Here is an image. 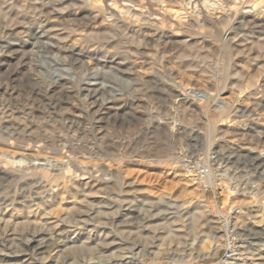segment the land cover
<instances>
[{"label":"rangeland","instance_id":"1","mask_svg":"<svg viewBox=\"0 0 264 264\" xmlns=\"http://www.w3.org/2000/svg\"><path fill=\"white\" fill-rule=\"evenodd\" d=\"M147 1L151 17L137 1L128 4L131 13L146 12L148 24L110 17L108 7L120 10L109 0L0 5V171L11 172L0 178V264H226L231 242L246 262L264 264V1L229 0L231 10L222 0ZM244 14L260 22L236 19ZM206 18L219 24L218 38ZM108 28L133 55L93 37ZM147 33L150 43L134 55ZM69 53L84 60L71 65ZM165 129L176 134L175 155L193 154L183 158L189 170L218 152L223 161L215 157L213 175L222 174L229 190L208 188L205 201L182 204V179L193 178L156 157ZM232 208L240 210L237 226L248 227L241 241L223 228ZM197 211L203 228L193 230ZM34 237L50 244L28 249Z\"/></svg>","mask_w":264,"mask_h":264},{"label":"bare ground","instance_id":"2","mask_svg":"<svg viewBox=\"0 0 264 264\" xmlns=\"http://www.w3.org/2000/svg\"><path fill=\"white\" fill-rule=\"evenodd\" d=\"M24 1V0H23ZM41 1V0H40ZM57 1V0H56ZM112 2V5L115 7V8H118L120 11H119V13H114V10H112L113 8L112 7H108V10H109V15H110V17H114V19H116L117 18V16H119V18L120 19H123V16L124 15H131L133 18H135V19H138L137 20V22H140V19L142 20V23L143 24H148V21H146V20H148V19H150V18H148V19H146L147 17H151V15H152V12H151V9H150V6H151V3H148V1L146 0V1H142V0H109V2ZM121 1H123V2H126V3H121ZM136 1L138 2V4H139V6L140 7H142V8H144V10L147 12H145L146 13V15H147V17L146 18H144L146 15H145V13H143L142 11L140 12V13H131L133 10L130 8V5L129 4H132V5H134V6H136ZM152 1V0H151ZM156 1V0H155ZM212 1H215V0H211L210 2H212ZM219 1V0H218ZM256 1H258V0H256ZM255 1V2H256ZM264 1V0H263ZM80 2V1H79ZM86 2V1H85ZM103 2V1H102ZM174 2H177V1H173V0H162V3H164L163 5H164V7H165V5H169V4H173ZM179 2V1H178ZM190 2H191V0H190ZM216 2V1H215ZM248 2V1H247ZM20 3V2H19ZM31 3V2H30ZM32 3H34V1L32 2ZM42 3V2H41ZM99 3V2H98ZM129 3V4H128ZM158 3V2H157ZM192 3H194V5H195V1L194 2H192ZM199 3V2H198ZM204 3V2H203ZM202 3V4H203ZM214 3V2H213ZM221 3V5H220V7H222V6H225L228 10H231L232 8V4H233V2L232 1H229V0H222V2H220ZM5 4H7L6 5V7L7 6H9L10 8H12V10H13V8H14V6H15V3H14V0H0V5L2 6H4ZM25 4V3H24ZM79 4H82V3H79ZM78 4V5H79ZM101 4V3H100ZM111 5V6H112ZM26 6V5H25ZM93 6V8H94V6L95 5H92ZM99 6V5H98ZM213 6V5H212ZM217 6V5H216ZM102 7V6H101ZM167 7V6H166ZM8 8V7H7ZM40 8V9H39ZM198 8V7H197ZM207 8V7H206ZM206 8H205V10H206ZM209 8H211V7H209ZM214 8V7H213ZM250 8H252V9H255V5H252ZM30 9V8H29ZM46 9V8H45ZM84 9V8H83ZM103 9V8H102ZM162 9H163V7H162ZM174 9V8H173ZM25 10V9H24ZM44 10V6L41 4L39 7H38V11H43ZM94 10V9H93ZM136 10V9H135ZM169 10V9H168ZM218 10V9H217ZM1 11V10H0ZM10 11V10H9ZM16 11V10H15ZM37 11V10H36ZM46 11V10H45ZM48 11V10H47ZM77 11V10H76ZM86 11V10H85ZM96 11V10H95ZM3 12V11H2ZM17 12V11H16ZM18 12H20V11H18ZM28 12V11H27ZM54 12V11H53ZM97 12V11H96ZM170 12V11H169ZM237 12V11H236ZM46 13V12H45ZM204 13H206V12H204ZM22 14H23V12H22ZM42 14H43V12H42ZM54 14V13H53ZM89 14V13H88ZM87 14V15H88ZM104 14H106V13H104ZM163 14H164V12H163ZM169 14V13H168ZM198 14V13H197ZM200 14V13H199ZM257 14V13H256ZM5 15L6 14H4V17H5ZM9 15V14H8ZM18 15H19V13H18ZM48 15V14H47ZM50 15H52V14H50ZM84 15V14H83ZM103 15V14H102ZM108 15V16H109ZM156 15H159L158 13H156ZM165 15V14H164ZM184 15V14H183ZM211 15V14H210ZM21 16V15H20ZM92 16V15H91ZM121 16V17H120ZM130 16V17H131ZM163 16V15H162ZM171 16V15H170ZM256 16V15H255ZM255 16L254 15H248V14H244V15H238L237 17H236V19L237 20H239V21H247L248 23H251V24H254V23H259L260 21L259 20H257L256 18H255ZM6 17H8V16H6ZM28 17V16H27ZM83 17H86V16H83ZM107 17V16H106ZM139 17H140V19H139ZM29 18V17H28ZM108 18V17H107ZM154 18V17H153ZM183 18V17H182ZM204 18V17H203ZM233 18V17H232ZM235 18V17H234ZM24 19V18H23ZM48 19V18H47ZM68 19V18H67ZM74 19V18H73ZM155 20H160V19H162V17H159V18H154ZM5 20V18L3 19V21ZM57 20V19H56ZM61 20V19H60ZM72 19L70 18V21H71ZM79 20H81V19H79ZM82 20H85V19H82ZM88 20H89V17H88ZM109 20H110V18H109ZM108 20V21H109ZM112 20V19H111ZM119 20V19H118ZM118 20H116V21H118ZM188 20V19H187ZM215 20V19H214ZM42 21V20H41ZM75 21H77V18H76V20ZM114 22H115V20H113ZM113 21H111V22H113ZM152 21V20H151ZM182 21V20H181ZM206 21L208 22V29H210L211 30V36L210 37H213L214 39H216V38H218V37H216L217 36V34H219L220 33V31H221V29L219 28V24L218 23H216L215 21H212L211 19H209V18H206ZM232 21H233V19H232ZM236 21V20H235ZM262 21V20H261ZM24 22V21H23ZM72 22V21H71ZM89 22V21H88ZM103 22V21H102ZM155 22V21H154ZM3 23V22H2ZM75 23V22H74ZM81 23V22H80ZM87 23V22H86ZM95 23V22H94ZM160 23V22H159ZM174 23H175V21H174ZM231 23V22H230ZM61 24V23H60ZM82 24H83V22H82ZM105 24V23H104ZM103 24V25H104ZM107 24V23H106ZM109 25H111L110 23H108ZM151 24H153L154 25V23H151ZM184 24V23H183ZM242 23L240 22V25H241ZM246 24V23H245ZM264 24V23H263ZM26 25H27V23H26ZM86 25V24H85ZM112 25H114V24H112ZM112 25H111V27H112ZM119 25V24H118ZM187 25V24H186ZM185 25V26H186ZM193 25H194V23H193ZM206 25V24H205ZM62 26V25H61ZM114 26H116V25H114ZM229 26V25H228ZM232 26V25H231ZM6 27V26H5ZM24 27V26H23ZM49 27H51V26H49ZM54 27V26H53ZM101 27V26H100ZM104 27V26H103ZM154 27V26H153ZM236 27H237V25H236ZM239 27V26H238ZM241 27V26H240ZM183 28V27H182ZM186 28V27H185ZM55 29V28H54ZM56 29H58V28H56ZM68 29V28H67ZM72 29V28H71ZM125 29V28H124ZM160 29V28H159ZM231 29V28H230ZM230 29H228V30H230ZM140 30V29H139ZM168 30V29H167ZM96 31V30H95ZM151 31V30H150ZM233 31V30H232ZM82 32V31H81ZM97 32V31H96ZM88 33V32H87ZM116 33V32H115ZM195 33V32H194ZM91 34H92V32H91ZM90 34V35H91ZM196 34V33H195ZM33 35V34H32ZM96 34H94L93 35V37H95L96 38V40H98L99 41V43L101 44V46L102 47H105V48H107V50L109 51V49L108 48H113V50L115 51H118V52H124V53H126V54H130L131 53V55H133L132 54V51L131 52H129V50H127V48H126V46H124V44L122 43V39L120 40V39H117V38H115L116 36H115V34L113 33V31L111 30V29H104V31H99V32H97V35L95 36ZM123 35V34H122ZM139 35V34H138ZM151 35H153V34H148L147 33V38H145V39H143L142 41H140L137 45H136V51H134L133 53H134V55H137L138 56V54H142L143 53V50H144V47H146V45H148V43H150V41H151ZM194 35V34H193ZM59 36V35H58ZM120 35H119V33H118V37H119ZM141 36V35H140ZM223 36V35H222ZM57 37V36H56ZM61 37V36H60ZM91 37H92V35H91ZM138 37V36H137ZM159 37V36H158ZM174 37V36H173ZM187 37V36H186ZM207 37V36H206ZM209 37V36H208ZM84 38V37H83ZM156 38V37H155ZM161 38V37H160ZM170 38V37H169ZM65 39V38H64ZM66 39H67V37H66ZM93 39V38H92ZM206 39V38H205ZM60 40V39H59ZM58 40V41H59ZM88 40V39H87ZM90 40V39H89ZM125 41H126V39H124ZM140 40H141V38H140ZM219 40H221V39H219ZM223 40V39H222ZM97 41V42H98ZM173 41V40H172ZM177 41V40H176ZM199 41V40H198ZM84 42H85V40H84ZM90 42V41H89ZM95 42L96 41H94V44H95ZM153 42V41H152ZM163 42V41H162ZM165 42V41H164ZM163 42V43H164ZM203 42V41H202ZM87 43V42H86ZM93 43V42H92ZM133 43V42H132ZM166 43V42H165ZM222 43V42H221ZM72 44V43H71ZM85 44V43H84ZM88 44H90V43H88ZM94 44H93V46H94ZM97 44V43H96ZM126 44V43H125ZM235 44V43H234ZM176 45V44H175ZM237 44H235V46H236ZM89 46V45H88ZM92 46V45H91ZM99 46V45H98ZM155 46V45H154ZM153 46V47H154ZM195 46V45H194ZM84 47V46H83ZM95 47H97V45L95 46ZM94 47V48H95ZM132 47V46H131ZM158 47V46H157ZM171 47V46H170ZM169 47V48H170ZM174 47V46H173ZM197 47H199V46H197ZM222 47V46H221ZM243 47V46H242ZM86 48H87V44H86ZM161 48H163V50H162V52H164L165 50H166V45L164 46V47H161ZM181 48V47H180ZM183 48V47H182ZM196 48V47H195ZM225 48V47H224ZM231 47L229 46V49H230ZM64 49V48H63ZM84 49H85V47H84ZM133 49V48H132ZM150 49V48H149ZM175 49V48H174ZM212 49V48H211ZM71 50V49H70ZM89 50V49H88ZM112 50V49H111ZM148 50V49H147ZM161 50V49H160ZM183 50V49H182ZM227 50V49H226ZM146 51V50H145ZM145 51H144V53H145ZM149 51H151V50H149ZM225 51V50H224ZM10 52V51H9ZM61 52H63V51H61ZM86 52V51H85ZM92 52V51H91ZM154 52V51H153ZM241 52V51H240ZM65 53V52H64ZM183 53V52H182ZM57 55H58V53H56ZM106 54H108V53H106ZM116 54V53H115ZM153 54V53H152ZM151 54V55H152ZM203 54V53H202ZM226 54H227V51H226ZM86 56H88L87 54H85ZM90 55H91V53H90ZM118 55V54H117ZM125 55V54H124ZM161 55H162V53H161ZM177 55V54H176ZM182 55V54H181ZM194 56H195V54H193ZM220 55H221V53H220ZM22 56V55H21ZM24 56V55H23ZM64 56H66V57H68V59H66L67 61L69 60L72 64L71 65H73V64H75L76 62L77 63H82L81 61L82 60H84V59H82V56L81 55H76V54H73V53H69V55L67 56L66 54L64 55ZM63 56V57H64ZM92 56V55H91ZM128 56V55H127ZM141 56V55H140ZM153 56V55H152ZM184 56V55H183ZM197 56V55H196ZM222 56V55H221ZM227 56V55H226ZM58 57V56H57ZM62 57V58H63ZM65 57V58H66ZM89 57V56H88ZM111 57V56H110ZM118 57V56H117ZM136 57V56H135ZM201 57V56H200ZM64 58V59H65ZM91 58V57H90ZM89 58V59H90ZM138 58V57H137ZM144 58V57H143ZM147 58H149V57H147ZM161 58V57H160ZM63 59V60H64ZM130 59V58H129ZM162 59V58H161ZM175 59V58H174ZM86 60V59H85ZM149 60V59H148ZM169 60V59H168ZM92 61V60H91ZM138 61V60H137ZM136 61V62H137ZM145 61V60H144ZM155 61V60H154ZM163 61V60H162ZM171 61V60H170ZM230 61H231V57H230ZM90 62V61H89ZM88 62V63H89ZM109 62H110V60H109ZM141 62H143L142 60H141ZM146 62V61H145ZM152 62V61H151ZM168 62V61H167ZM179 62H181V61H179ZM191 62V61H190ZM194 62H196V61H194ZM79 63V64H80ZM70 64V63H69ZM122 64V63H121ZM156 64V63H155ZM175 64V63H174ZM176 64H177V62H176ZM231 64V63H230ZM82 65V64H81ZM80 65V66H81ZM111 65V64H110ZM128 65V64H127ZM126 65V66H127ZM137 64L135 63V66H136ZM165 65H166V63H165ZM226 65L228 66V64L226 63ZM232 65V64H231ZM83 66V65H82ZM142 66V65H141ZM151 66H152V64H151ZM178 66V65H177ZM200 66V65H199ZM226 66V67H227ZM77 67V66H76ZM121 66L119 65V68H120ZM130 67V66H129ZM150 67V66H149ZM170 67V66H169ZM198 67V66H197ZM128 68V67H127ZM154 68V67H153ZM166 68V67H165ZM172 68V67H171ZM116 69H117V67H116ZM125 70H126V68H124ZM150 69H152V68H150ZM169 69V68H168ZM180 69V68H179ZM198 69H201V67L200 68H198ZM229 69V68H228ZM119 70V69H118ZM128 70H129V68H128ZM171 70V69H170ZM120 71H121V69H120ZM227 71V70H226ZM232 71H234V70H232ZM146 72V71H145ZM171 72V71H170ZM174 74V73H173ZM207 74V73H206ZM216 74L218 75V72H216ZM227 74V73H226ZM142 75V74H141ZM222 75V74H221ZM234 75V74H233ZM243 76V75H242ZM224 78V77H223ZM243 78V77H242ZM248 78V77H247ZM251 78H253V77H251ZM141 80H142V78H141ZM147 80V79H146ZM174 80V79H173ZM153 81H155V80H153ZM158 81V80H157ZM217 81V80H216ZM224 81V80H223ZM43 86V85H42ZM73 88V87H72ZM29 89V88H28ZM160 89V88H159ZM35 90H36V88H35ZM61 90V89H60ZM63 90V89H62ZM69 90V89H68ZM71 90V89H70ZM6 91V90H5ZM89 91V90H88ZM97 92V91H96ZM157 92V91H156ZM36 93V92H35ZM54 93V92H53ZM94 93V92H93ZM258 93V92H257ZM65 94V93H64ZM11 95V94H10ZM9 95V96H10ZM36 95V94H35ZM60 95V94H59ZM153 95V94H152ZM24 96V95H23ZM30 96V95H29ZM155 96V95H154ZM158 96V95H157ZM157 96H155L156 98H157ZM164 97V96H163ZM22 98V97H21ZM38 98V97H37ZM155 99V98H154ZM157 99H159V98H157ZM162 99H160V101H161ZM25 101V100H24ZM158 101V100H157ZM16 102V101H15ZM93 102V101H92ZM6 103V102H5ZM25 103V102H24ZM23 103V104H24ZM40 103V102H39ZM169 103V102H168ZM10 104V103H9ZM36 104V103H35ZM31 106V105H30ZM170 106V105H169ZM169 106H167V107H169ZM262 106V105H261ZM2 107V106H1ZM12 107V106H11ZM32 107V106H31ZM37 106H35V108H36ZM184 107V106H183ZM264 107V106H263ZM34 108V107H33ZM99 108V107H98ZM165 108V107H164ZM185 108V107H184ZM29 110H30V108H28ZM15 110V109H14ZM20 110V109H19ZM41 110V109H40ZM98 110H100V109H98ZM97 110V111H98ZM13 111V110H12ZM170 111V110H169ZM168 110H167V112H169ZM250 111V110H249ZM3 112V111H2ZM21 112H22V110H21ZM8 113H9V111H8ZM249 113V112H248ZM10 114V113H9ZM8 114V115H9ZM91 114V113H90ZM94 114V113H93ZM1 115V114H0ZM6 115H7V113H6ZM14 116V115H13ZM22 116V115H21ZM19 117V116H18ZM4 118V117H3ZM10 118V117H9ZM8 119V118H7ZM16 120H18V118L16 117L15 118ZM20 119V118H19ZM22 119V118H21ZM20 121V120H19ZM21 122V121H20ZM72 122V121H71ZM77 122V121H76ZM17 123H19V122H17ZM161 123V122H160ZM163 123V122H162ZM21 124V123H20ZM24 124V123H23ZM82 124V123H81ZM165 124V123H164ZM209 126V125H208ZM14 127H16V125L14 126ZM27 127H28V124H27ZM77 127V126H76ZM156 127V126H155ZM203 127V126H202ZM5 128V127H4ZM48 128V127H47ZM160 129V128H159ZM208 129H209V127H208ZM213 129H215V127L213 128ZM0 130H2V129H0ZM30 130V129H29ZM163 130H164V128H163ZM167 129H165V138H166V143H164V147L163 148H161V150H160V152L156 155V157H158V158H160V159H162V160H164L168 165H170V167H172L173 168V171L176 173V174H178L179 176H181L182 177V175H181V172H180V170H178V169H176V165H177V168L179 167H181V168H184V169H188V165H185L184 163V160H183V158L185 157V158H187V159H189V160H192L193 159V157H191V155H193V154H190V152L189 153H187L185 156H179V155H175V153H173L172 151H171V148L173 147L172 146V144L174 143V137H175V133L174 132H172V131H166ZM212 131V130H211ZM51 131H49V133H50ZM43 133H46V132H43ZM212 134V133H211ZM48 139V138H47ZM210 139V138H209ZM208 143V142H207ZM49 145V144H48ZM83 149H85V148H83ZM156 150H158V149H156ZM104 152V151H103ZM175 152V151H174ZM213 152V151H212ZM216 154H215V157H218V156H220V154L218 153V152H215ZM185 154V153H184ZM190 154V155H189ZM213 154V153H212ZM100 155V154H99ZM149 155V154H148ZM239 155V154H238ZM241 155V154H240ZM108 156H110V155H108ZM248 156V155H247ZM92 157V156H91ZM149 157V156H148ZM206 157V156H205ZM208 157V156H207ZM215 157L213 158H211V160L209 161V159H208V161H206L205 160V158H204V160H202V159H199L200 161L202 160L203 162H204V164H206L207 165V171H206V175L204 176V179L202 180L204 183H207L208 184V186H210L211 188H215V187H219L220 189H223V191H226V190H229L228 189V187L225 185V182L223 181L224 180V176L222 175V174H215V175H213L214 173L213 172H217V170L215 171V170H213L212 169V167L215 165V164H217L216 162L217 161H215ZM229 157V156H228ZM243 157V156H242ZM221 157H218V159H220ZM258 158V157H257ZM207 159V158H206ZM239 159V158H238ZM59 160V159H58ZM159 160V159H158ZM220 160H222V158L220 159ZM19 161V160H18ZM17 161V162H18ZM65 161V160H64ZM219 161V160H218ZM223 161V160H222ZM227 161V160H226ZM14 162V161H13ZM63 162V161H62ZM66 162V161H65ZM221 162V161H220ZM255 162H257V160L255 161ZM58 163H59V161H58ZM225 163V162H224ZM223 163V164H224ZM64 164V163H63ZM235 164V163H234ZM231 165V164H230ZM262 165V164H261ZM63 166V165H62ZM75 166V165H74ZM233 166V165H232ZM243 166V165H242ZM241 166V167H242ZM1 167V166H0ZM11 167V166H10ZM216 167V166H215ZM259 167V166H258ZM264 167V166H263ZM217 168V167H216ZM243 168V167H242ZM246 168V167H245ZM12 169V168H11ZM10 170V169H9ZM12 170H14V169H12ZM16 171H17V169H16ZM15 171V172H16ZM20 171V170H19ZM19 171H17V172H19ZM61 171V170H60ZM194 171H196V170H187V174L189 173V175H187V176H191V178H193V180L195 179V173H194ZM225 171V170H224ZM263 171V170H262ZM14 171H13V173L14 174H16V176H17V173H15ZM33 172H35V171H33ZM86 172V171H85ZM226 172V171H225ZM236 172V171H235ZM259 172V171H258ZM11 173V172H10ZM9 173V174H10ZM36 173V172H35ZM34 173V174H35ZM61 173H63L62 171H61ZM86 173H88V172H86ZM174 173V174H175ZM224 173V172H223ZM8 173H6V170H2V171H0V178L2 177L3 179H4V177L5 176H8L7 175ZM19 174V173H18ZM32 174V172L29 174V175H31ZM263 174V173H262ZM261 174V175H262ZM21 175V174H20ZM226 175V174H225ZM16 176L14 177V178H16ZM19 176V175H18ZM17 176V177H18ZM42 176V175H41ZM72 176H74V175H72ZM197 176H198V174H197ZM234 176V175H233ZM238 176V175H237ZM12 177V176H11ZM30 177H32V176H30ZM30 177H28L29 179H31ZM216 177H218L217 179H216ZM259 177H260V175H259ZM8 178V177H7ZM35 178V177H34ZM38 177H36V179H37ZM9 179V178H8ZM17 179V178H16ZM21 179H23V178H21ZM10 180V179H9ZM8 180V181H9ZM26 180V179H25ZM24 180V181H25ZM35 180V179H34ZM33 180V181H34ZM39 180V179H38ZM193 180H192V182H193ZM11 181H13V180H11ZM88 181V180H87ZM195 181V180H194ZM217 181H219V183L217 182ZM16 182V181H15ZM69 182V181H68ZM83 182V181H82ZM85 182V181H84ZM183 182V183H182ZM182 184H181V188H182V193H184L185 195H184V200L185 201H183V203L182 204H186V203H192V200H196V199H198V198H201L202 200L201 201H205L204 200V197H205V191L206 190H204V189H202L201 188V190L200 189H198V187H196V185L194 186V185H192L191 183H190V180H187L186 178H184L183 177V179H182ZM55 183V182H54ZM56 184V183H55ZM67 184V183H66ZM92 184V183H91ZM180 184V183H179ZM238 184V183H237ZM255 184V183H254ZM257 184V183H256ZM236 185V184H235ZM69 186V185H68ZM79 185H77L76 187H78ZM98 186V185H97ZM198 186V185H197ZM75 187V186H74ZM85 187H86V185H85ZM109 187V186H108ZM113 187V186H112ZM111 187V188H112ZM203 187V186H202ZM70 188V187H69ZM233 188V187H232ZM231 188V189H232ZM90 189V188H89ZM257 189V188H256ZM81 190V189H80ZM85 190V189H84ZM72 191V190H71ZM76 191V190H75ZM90 191V190H89ZM77 192H78V190H77ZM76 192V193H77ZM63 193H65V192H63ZM71 193V192H70ZM256 193V192H255ZM72 194V193H71ZM84 195V194H83ZM256 195V194H255ZM65 196H66V193H65ZM250 196V195H249ZM66 198V197H65ZM1 199V198H0ZM52 199V198H51ZM55 199V198H54ZM53 199V200H54ZM52 200V201H53ZM240 200V199H239ZM243 200V199H242ZM55 201H57V200H55ZM226 201V200H225ZM2 202V201H1ZM46 202H48V201H46ZM245 202V201H244ZM50 203H52V202H50ZM202 203V202H201ZM225 203V202H224ZM232 202L230 201L229 202V204H231ZM34 204V203H33ZM37 204V203H36ZM35 204V205H36ZM198 204H200V203H198ZM30 205V204H29ZM29 205H27V206H29ZM46 205V204H45ZM20 206V205H19ZM22 206V205H21ZM24 206H26V204H24ZM25 207V208H28V207ZM34 206V205H33ZM40 206H41V204H40ZM39 206V207H40ZM30 207V206H29ZM199 207V206H198ZM32 208V207H31ZM31 208H29V209H31ZM36 208V207H35ZM37 208H38V206H37ZM197 208V207H196ZM200 208V207H199ZM235 208V207H234ZM234 208H232V209H229L230 210V214H229V216L227 217V222H226V224H225V222L224 221H222V223H223V228H224V230L226 229V226L228 227V226H231L232 228H234L235 229V231H236V234H237V236H238V241H241L240 240V237L243 235H245V233H247L246 231H247V228L248 227H246V226H242L243 228H240V226H237L238 224H236L235 223V221H236V219L238 218V217H240V210L237 212ZM236 208H238V209H240V207L238 206V207H236ZM18 209V208H17ZM50 209V208H49ZM234 209V210H233ZM21 210V209H20ZM47 210V209H46ZM45 210V211H46ZM247 210V209H246ZM31 211V210H30ZM260 211V210H259ZM36 212V211H35ZM40 212V211H39ZM41 213V212H40ZM244 213H246V212H244ZM99 215V214H98ZM203 215L204 214H202L201 213V211H197V212H193L192 213V215H190V216H192L191 217V221H190V228H192L193 230H198V229H202L203 228ZM79 216V215H78ZM86 216V215H85ZM138 216V215H137ZM133 217V216H132ZM3 217H1V219H2ZM6 219V218H5ZM4 219V220H5ZM8 219V218H7ZM6 219V220H7ZM80 219V218H79ZM111 219V218H110ZM226 219V218H225ZM206 221H208V219L206 220ZM1 222V221H0ZM219 222H221V221H219ZM4 223H5V221H4ZM207 223V222H206ZM216 223V222H215ZM189 224V223H188ZM211 224V223H210ZM221 224V223H220ZM2 225H4V224H2ZM7 225V224H6ZM5 225V226H6ZM209 225V224H208ZM215 225V224H214ZM213 225V226H214ZM222 225V224H221ZM247 225V224H246ZM84 226V225H83ZM210 226V225H209ZM212 226V225H211ZM178 227V226H177ZM188 227H189V225H188ZM180 228V227H179ZM209 228H211V227H209ZM220 228V227H219ZM21 229V228H20ZM19 229V230H20ZM85 229V228H84ZM215 230H216V227L214 228ZM7 230V229H6ZM69 230V229H68ZM190 230V229H189ZM211 230V229H210ZM223 230V229H222ZM28 231V230H27ZM209 231V230H208ZM31 232V231H30ZM43 232V231H42ZM64 232V231H63ZM212 232H213V230H212ZM22 233V232H21ZM176 234V233H175ZM56 235V234H55ZM54 235V236H55ZM177 235V234H176ZM50 236V235H49ZM48 236V237H49ZM59 236V235H58ZM177 237V236H176ZM51 238V237H50ZM60 238V237H59ZM243 238V237H242ZM246 238V237H245ZM52 239V238H51ZM87 239V238H86ZM13 240V239H12ZM55 241L56 240H59L58 238L56 239H54ZM245 240V239H244ZM54 241V242H55ZM70 241V240H69ZM82 241V240H81ZM243 241V240H242ZM50 241H49V238H46V237H40V238H36V237H34V238H32V240H30L29 242H28V245H27V247H28V249H32L33 251L35 250H40V249H42V248H47V246L50 244L49 243ZM59 242V241H58ZM232 243V245H231V251L233 252L232 253V255H233V258H231V262H229L228 263V261H227V263L226 264H249V262H246L248 259L246 258V256H244L243 257V255L244 254H240V251H239V253H235L236 252V248H235V246H234V243L233 242H231ZM26 244V243H25ZM83 244V243H82ZM85 244V243H84ZM68 245V244H67ZM51 246V245H50ZM69 246V245H68ZM84 246V245H83ZM234 246V247H233ZM26 247V248H27ZM66 248V247H65ZM89 249H90V247H89ZM15 250H16V248H15ZM31 250V251H32ZM243 251V250H242ZM15 253V252H14ZM70 253V252H69ZM250 256V255H249ZM249 259H251L250 257H249ZM40 262V261H39Z\"/></svg>","mask_w":264,"mask_h":264},{"label":"built area","instance_id":"3","mask_svg":"<svg viewBox=\"0 0 264 264\" xmlns=\"http://www.w3.org/2000/svg\"><path fill=\"white\" fill-rule=\"evenodd\" d=\"M198 163L200 164V166H197V169H196V171H194V173H195V179H197L200 183H202V186H203V188H204V190H207L208 188H211L210 186H208V184L207 183H204L202 180L204 179V176L206 175V171H207V167L205 166V165H203L204 163H201V161H198ZM189 168V167H188ZM193 168V167H192ZM192 170V169H191ZM197 174H198V176H197ZM216 179H217V177H216ZM212 189V188H211ZM231 247L229 248V252H230V257L229 258H227V259H230L231 260V258L233 257V255H232V251H231Z\"/></svg>","mask_w":264,"mask_h":264}]
</instances>
